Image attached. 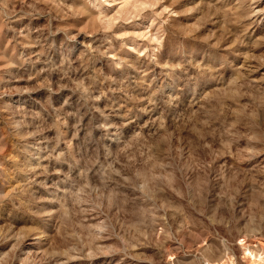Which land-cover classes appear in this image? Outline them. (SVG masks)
I'll use <instances>...</instances> for the list:
<instances>
[{
    "label": "rangeland",
    "instance_id": "rangeland-1",
    "mask_svg": "<svg viewBox=\"0 0 264 264\" xmlns=\"http://www.w3.org/2000/svg\"><path fill=\"white\" fill-rule=\"evenodd\" d=\"M0 264H264V0H0Z\"/></svg>",
    "mask_w": 264,
    "mask_h": 264
},
{
    "label": "bare ground",
    "instance_id": "bare-ground-1",
    "mask_svg": "<svg viewBox=\"0 0 264 264\" xmlns=\"http://www.w3.org/2000/svg\"><path fill=\"white\" fill-rule=\"evenodd\" d=\"M247 253H248V252H247ZM250 254H251V253L249 252L248 255H250ZM251 256H252V254H251Z\"/></svg>",
    "mask_w": 264,
    "mask_h": 264
}]
</instances>
